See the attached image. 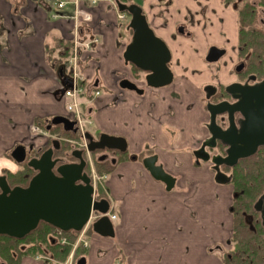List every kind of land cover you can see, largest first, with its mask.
<instances>
[{"label":"crops","instance_id":"1","mask_svg":"<svg viewBox=\"0 0 264 264\" xmlns=\"http://www.w3.org/2000/svg\"><path fill=\"white\" fill-rule=\"evenodd\" d=\"M56 1L0 0V174L22 168L10 157L17 144L34 148L47 144L49 133L34 131V126L40 129L42 122L66 115L67 100L62 97L64 85L59 73L68 75L62 50L70 45L71 22L67 9L53 7ZM152 1L157 6L161 0ZM93 14L94 22L80 28L81 36L96 34L101 40L81 52L85 81L90 80L85 82V96L88 91H99L86 107L90 126L126 138L129 153L137 158L120 162L107 176L111 179L106 177L108 193L131 199L130 213L119 214L120 222L114 228L123 237L124 249L110 248L109 242L97 235L86 248L91 264L93 258L97 263L106 259L100 264H112L120 253L124 264H219V256L211 248L230 234L233 187L216 183L204 165L195 164L191 153L203 134L197 88L210 74L195 75L192 66L185 73L186 80L179 70L173 88L147 90L143 97L120 91L115 75L130 74L122 57L126 40L121 19L108 0H101ZM151 24L161 37L170 32L169 25L160 20ZM171 89L177 98L170 96ZM81 95V107L85 108L86 98ZM148 154H157L173 176L181 174L175 188L167 191L143 167L139 158ZM193 202L200 204L197 209ZM24 259L26 264H42Z\"/></svg>","mask_w":264,"mask_h":264},{"label":"water","instance_id":"2","mask_svg":"<svg viewBox=\"0 0 264 264\" xmlns=\"http://www.w3.org/2000/svg\"><path fill=\"white\" fill-rule=\"evenodd\" d=\"M120 11H127L130 20L127 29L132 30V36L126 45L122 57L125 63H131L141 71L145 84L158 88L168 85L173 80V73L168 67L171 53L166 43L155 35L149 27L142 9L136 4L117 3ZM217 49L210 48L206 60L215 62L220 55ZM62 72V71H61ZM64 87H70L68 76L59 73ZM121 88L143 93L134 82L123 79L119 83ZM228 90L237 99L232 104H207L210 118L206 128L210 137L201 142L199 148L193 150L195 162L210 161L214 170V181L218 184H228L231 176L220 170V165L233 167L238 160L250 157L260 146H264V79L252 86L231 84ZM227 111L229 126L222 130L215 122V115ZM238 112L240 118L237 125L233 113ZM62 126L64 131L75 133V122L65 115H57L50 119L46 129L51 126ZM93 134L87 132L86 150L116 149L121 152L127 150V140L123 136L101 133L97 140ZM216 140L226 145V155L210 156L206 147H214ZM212 141V142H211ZM32 146L17 144L10 152V157L18 164L26 160ZM60 149V140L53 139L51 146L44 149L37 157H30L26 165L35 173L30 177L26 186H11L5 174L0 175V234L21 239L34 230L40 221L46 222L59 231L79 232L88 222L92 210L103 215L92 223V231L100 237L114 238L113 222L107 215L109 201L105 198L94 199V185L91 177L84 171L86 160L82 157V150L75 148L70 155L77 162L59 163L53 158L54 151ZM158 155L153 154L142 159L143 167L152 178L162 182L165 189L174 188L176 177L167 172L163 164H156ZM254 207L261 210L264 219V191ZM76 264H86V257H81Z\"/></svg>","mask_w":264,"mask_h":264},{"label":"flooded vegetation","instance_id":"3","mask_svg":"<svg viewBox=\"0 0 264 264\" xmlns=\"http://www.w3.org/2000/svg\"><path fill=\"white\" fill-rule=\"evenodd\" d=\"M117 1L118 3L127 5L133 3L142 9V13L145 15L149 27L153 30L155 35L161 38L168 46L171 53L170 62L173 57H181L191 60L202 59L208 64L218 65L220 63L221 73L219 75L209 76V78L202 82L197 88V94L199 95L197 101L201 113L200 117H203V120L200 121L199 128L202 129V131L203 128L205 129L206 136L202 137L199 145L191 150L192 153L193 150L200 147L204 139L210 137V133L206 128V124L210 118L207 104L217 105L224 102L232 104L236 102L237 99H235L232 96V92L228 90L229 85L239 84L249 87L264 79V0H159L160 2L157 6H155L156 4H154L152 0H142L140 3H136L132 0ZM176 3H178L179 6H177ZM124 13L125 18L123 20L127 19V17L130 20V14L127 11H124ZM152 20H160L164 25H169V34L166 37H161L157 33L156 28L151 24ZM125 30L126 34L129 33V36L127 35L124 49L132 36L131 29L126 28ZM211 47L217 49L215 56L220 55L215 62H208L206 60ZM229 60L232 63L230 66H227ZM170 62L168 63V67L173 73V80L170 84L158 88L149 87L145 84L144 76L147 72L142 71L141 76H137L132 71L130 66L131 63H125L129 67L130 74L118 73L115 75L119 90L133 92L136 96L143 97L147 90L154 92L159 88H173L177 81V74L175 70L170 67ZM187 70L188 68L180 70V74L182 75L181 78L184 80L187 79L185 74ZM192 71L195 75H201V71L198 69ZM123 79L134 82L138 88L143 89V93L139 94L135 91L121 88L119 83ZM172 90L173 89L170 91V96L172 98H177L175 90ZM81 112L87 120L84 124V134H81L75 120H72L75 122L74 127L77 129L75 133L64 131L60 125L51 126L50 129H46V133H49L47 144L40 148H34L32 145L33 148L27 154L26 160L23 163H26L30 157L39 156L44 149L51 146V141L53 139H59L60 149L54 151L53 155V158H58L60 161L56 166L65 162H77L78 160L71 156L70 152L75 148L81 149L82 157L86 160L84 171L91 177L94 185V199L99 200L105 198L109 201L108 190L106 186H103L104 183H101L102 180L107 177L120 162L136 160L137 155L129 153L128 143L127 150L124 152L107 148L87 151L85 134L89 131L86 129V124L90 125L91 120L87 112V115L84 114V109L82 107ZM205 117L207 120L204 122ZM239 118L240 114L238 112L233 113V119L236 125ZM215 122L222 130H225L229 126V114L227 111L216 114ZM47 124L48 123L44 124V126H47ZM52 128L53 130H51ZM101 133L103 132H99L98 130L93 132L94 140H97ZM214 144V147H206L209 155L225 156L227 146L223 145L219 140H216ZM260 147L264 148V146ZM150 155L153 154L140 157V162L144 157ZM23 163L21 164L23 165ZM160 163L158 158L156 164ZM195 164L197 163L195 162ZM200 164H208V166L211 167V172H213L212 174L214 177L215 172L210 161H200L197 165ZM108 168L110 169L109 172H101V170ZM219 168L225 174L230 175L229 168L231 167L220 165ZM92 172L98 176V183H94ZM8 173L9 172L6 170L1 172V174H5L6 177ZM101 184L104 190H101ZM228 184H230V182ZM107 195L108 197H106ZM234 195L235 193L232 190L231 203L229 206L230 234L223 242L215 244L211 250L219 256V264H264L263 213L261 210H257L254 207L261 195L254 200L252 204L253 210L243 209L233 212L230 208ZM110 209L111 207L109 205V211ZM91 213L96 215L98 211L92 210ZM247 228L254 232L251 237V245L246 246L244 242L240 244L232 242L235 232L243 229L247 230ZM2 236H4V234H0V240L5 241L6 238ZM17 240L18 241L14 240L13 243H16L15 245L18 250H22L24 246L23 241H21L22 238ZM61 243H63L62 240ZM6 246L7 245L3 247ZM246 249L258 251L262 258L251 259L246 257ZM219 253H221V255ZM24 258L25 257H22L20 260H17V256H12V258L6 259V257L0 253V264H20ZM31 259L37 261L40 259L42 261L39 262L43 263V259L40 256Z\"/></svg>","mask_w":264,"mask_h":264},{"label":"trees","instance_id":"4","mask_svg":"<svg viewBox=\"0 0 264 264\" xmlns=\"http://www.w3.org/2000/svg\"><path fill=\"white\" fill-rule=\"evenodd\" d=\"M70 54V48L62 50V55L68 59ZM132 71L141 76V70L130 64ZM41 123L42 127H45ZM53 130V128L51 129ZM50 130V131H51ZM109 172L110 169L101 170V172ZM34 173L31 169L23 163L22 168L14 173H8L7 179L11 186L14 185H26L29 178ZM231 175L230 184L233 186L235 193L233 202L231 205V211H240L243 209L253 210L252 204L257 197H259L264 190V148L259 147L257 151L250 157L238 160V162L231 168H229ZM102 186V185H101ZM254 232L251 229L240 230L234 233L232 242L240 244L244 242L246 246L252 244V235ZM6 238L5 241L0 240V253L3 254L6 259L17 256V260L22 257L36 256H48L49 258H56L58 260H64L71 250L72 243L77 238V233L72 231H58L52 225L40 221L38 226L32 230L29 234L22 238L24 246L22 250H18L14 240L15 238L7 235L2 236ZM65 238V243H61V240ZM7 245L6 247H3ZM246 257L261 259V255L258 251L247 250L245 251Z\"/></svg>","mask_w":264,"mask_h":264},{"label":"built area","instance_id":"5","mask_svg":"<svg viewBox=\"0 0 264 264\" xmlns=\"http://www.w3.org/2000/svg\"><path fill=\"white\" fill-rule=\"evenodd\" d=\"M101 0H57L54 2L53 7L56 10H64L67 9L69 14L67 17L71 22V33H69V41H70V54L67 59V64L69 67L68 78L71 82L70 87L64 88L62 92V97L67 100L66 103V116L77 122L79 130L81 134H84V124L87 122L85 117L81 112V93L84 90L83 82L84 75L81 72V52L82 50H89L92 46L100 44V37L96 34L90 37H83L81 39L80 35V27L84 25H89L94 22V14L93 8L100 2ZM112 4V2H111ZM57 16V15H55ZM116 16L118 19H124L125 13L121 12L117 9ZM83 89V90H82ZM95 95H99V91L95 92ZM34 131L40 130L37 126L33 127ZM41 131V130H40ZM93 181L95 174L92 172ZM92 212V211H91ZM88 222L84 225L81 231L78 232L77 240L74 248H76L78 243H81L83 247H87L88 244L84 240L86 231L91 227L92 223L103 214L98 212V214L91 216ZM109 218L114 221L116 220V215L109 212ZM63 243L65 240L63 239ZM73 252V251H72ZM74 253V252H73ZM73 253L70 255L69 261L71 264Z\"/></svg>","mask_w":264,"mask_h":264},{"label":"rangeland","instance_id":"6","mask_svg":"<svg viewBox=\"0 0 264 264\" xmlns=\"http://www.w3.org/2000/svg\"><path fill=\"white\" fill-rule=\"evenodd\" d=\"M108 1H110V2H112V5L116 8L117 6V3H118V1L117 0H108ZM132 1H134V2H136V3H140V2H142V0H132ZM116 11H117V8H116ZM120 22H121V32L123 33V39H127V35L129 36V33L128 34H126V27H127V24H128V22H129V18L127 17V19H125V20H120ZM81 28V27H80ZM125 28V29H124ZM125 30V31H124ZM124 35H126L125 36V38H124ZM83 38V36L81 37V39ZM86 38V37H85ZM231 61L229 60L228 62H227V66H230L231 65ZM85 65L86 64H81V72H82V74L84 75V70L86 69L85 68ZM66 66H67V71H69V67H68V64H67V61H66ZM192 66H194V68L195 69H198L199 71H201V75H208V74H210V76H212V75H219L220 73H221V66H220V63L218 64V65H215V64H208V63H206L204 60H202V59H197V60H191V59H186V58H181V57H173L172 58V60H171V62H170V67L173 69V70H175V73L176 74H178L179 73V70H182V69H184V68H190V67H192ZM204 70H206L205 72H202V71H204ZM84 77H85V75H84ZM86 80V78L84 79V86H86V83L88 82V81H90V80H88V78H87V80L88 81H85ZM86 82V83H85ZM141 85H142V83H141ZM173 85V84H172ZM172 87V86H171ZM100 88H102V89H106V86H104V85H101L100 86ZM102 89L100 90L102 93L104 92V91H102ZM83 90V89H82ZM173 91V90H172ZM85 93H86V89H84L83 90V92L81 93V94H84V96H85ZM115 93V95L117 96V98L119 97V93L118 92H114ZM87 95L88 96H85V98H86V100H84L85 102L83 103V106L85 107V108H83L84 109V114L85 115H87L86 114V107L93 101V100H95L96 99V95H95V93H91L90 91H88V93H87ZM82 96V95H81ZM80 96V97H81ZM83 96V97H84ZM122 97V96H121ZM85 98H82V100L83 99H85ZM119 99L121 100V98L119 97ZM186 103H188V104H192V103H190V102H186ZM194 111V110H193ZM194 113H195V111H194ZM89 119H91L90 117H89ZM207 120V118L205 117L204 118V122ZM97 122V121H96ZM42 123H44V122H42ZM42 127V126H41ZM86 129L90 132V133H92L93 134V132H95L96 131V129H94V128H92V126H90L89 124H86ZM41 132H46V126L45 127H42L41 129ZM203 134H202V137H205L206 136V131H205V129L203 128ZM109 134V133H108ZM110 135H114V134H110ZM117 136V135H116ZM200 140L201 139H199L198 141H197V143H196V145H195V147H197L198 145H199V142H200ZM139 159H141V158H139ZM140 161V160H139ZM205 166L209 171H210V173H211V178L213 179V172H211L212 170H211V167H209L208 166V164H200V166ZM181 175V174H180ZM180 175H176V176H174V177H177L176 179H178V183H180V181H181V177L182 176H180ZM107 178H110L111 179V177L109 176V177H107ZM106 177L102 180V182L101 183H104V187L106 186V182H108L109 181V179H107ZM106 179L108 180V181H106ZM98 183V176L97 175H95V177H94V183ZM108 184V183H107ZM102 185V184H101ZM103 186H100V188H101V190H104V189H102L103 188ZM107 188V187H106ZM175 188V187H174ZM180 187L178 186H176V189H179ZM107 190H108V188H107ZM110 191V190H109ZM108 191V192H109ZM108 195H109V202H110V207H111V213H113V214H115L116 215V220H114L113 221V225H114V228L116 229L117 228V224L120 222L119 221V219H120V216H119V214H126V213H130V202H131V199L130 198H128V196H120V197H116V198H114L110 193H108ZM108 195L106 196V197H108ZM124 199L126 200V201H124ZM127 203V209H123V205L124 204H126ZM200 204H196V203H194L193 202V204H192V207L193 208H195V209H197V207L199 206ZM202 211H205L204 209H202ZM95 236H97L95 233H93V231H92V229L91 228H88L87 229V231H86V234H85V237H84V240L87 242V244H88V246H89V244H90V242H91V239H93V237H95ZM97 238L98 239H100V237L99 236H97ZM102 238V237H101ZM104 238V237H103ZM64 240H65V238H63ZM63 239H62V241H63ZM123 239V237H120V236H118L117 234H116V232H115V236H114V238H104V240H106V241H108L109 242V245H110V248H116L117 249V251H119V248L120 249H124V245H122V240ZM76 240H77V238H76ZM76 240L72 243V245H71V250H70V252H69V254L67 255V257L64 259V260H58V259H56V258H49L48 256H40V257H42V259H43V263L42 264H70V261H69V258H70V255L73 253V257H72V261H71V264H76V262L79 260V258H81V257H86V260H87V264H91V262H90V258H91V255H90V253H88V250L86 249L87 247H83L82 245H81V243H78L77 244V246H76V248H74V246H75V244H76ZM66 241V240H65ZM77 247H79V248H77ZM73 251V252H72ZM220 255H221V253H219ZM89 256V257H88ZM87 257H88V259H87ZM29 258V257H28ZM29 260H31L32 262H33V259H29ZM39 261H42V260H40L39 259ZM106 261V259H102L101 260V262H99V263H97V261L95 260V258H93V264H100V263H102V262H105ZM26 261H25V259H23V261L20 263V264H26L25 263ZM125 263V260L123 259V255L120 253V256H119V258L116 260V261H114L112 264H124Z\"/></svg>","mask_w":264,"mask_h":264}]
</instances>
